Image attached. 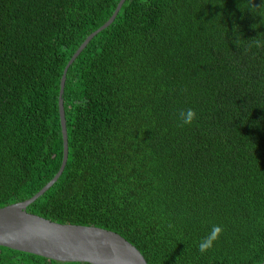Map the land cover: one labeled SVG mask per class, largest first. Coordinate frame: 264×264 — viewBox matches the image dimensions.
Listing matches in <instances>:
<instances>
[{
    "label": "trees",
    "instance_id": "trees-1",
    "mask_svg": "<svg viewBox=\"0 0 264 264\" xmlns=\"http://www.w3.org/2000/svg\"><path fill=\"white\" fill-rule=\"evenodd\" d=\"M120 0H0V207L64 156L66 65ZM264 0H125L68 69V160L28 211L116 231L148 264L264 261ZM197 119L180 126L178 113ZM220 238L206 253L213 225ZM0 264L62 262L0 246Z\"/></svg>",
    "mask_w": 264,
    "mask_h": 264
},
{
    "label": "water",
    "instance_id": "water-1",
    "mask_svg": "<svg viewBox=\"0 0 264 264\" xmlns=\"http://www.w3.org/2000/svg\"><path fill=\"white\" fill-rule=\"evenodd\" d=\"M124 1L120 0L106 23L87 36L66 65L59 95L64 139L61 167L55 176L31 198L0 207V246L62 262L148 264L143 253L116 231L93 225L60 223L28 211V206L59 179L67 164L69 146L63 94L68 69L92 38L114 21ZM261 264H264V261Z\"/></svg>",
    "mask_w": 264,
    "mask_h": 264
},
{
    "label": "clouds",
    "instance_id": "clouds-1",
    "mask_svg": "<svg viewBox=\"0 0 264 264\" xmlns=\"http://www.w3.org/2000/svg\"><path fill=\"white\" fill-rule=\"evenodd\" d=\"M257 47H264L259 40L256 41ZM178 119L180 126L191 125L197 119V113L194 109H182L178 113ZM223 228L220 225H213L208 235L203 237L198 244V251L200 253H206L214 245V242L220 238Z\"/></svg>",
    "mask_w": 264,
    "mask_h": 264
}]
</instances>
